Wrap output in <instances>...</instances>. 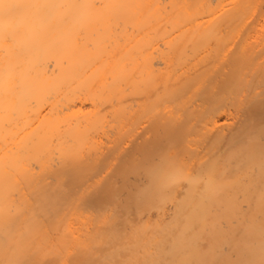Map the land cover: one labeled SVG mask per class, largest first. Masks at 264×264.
I'll return each mask as SVG.
<instances>
[{"label":"bare ground","instance_id":"1","mask_svg":"<svg viewBox=\"0 0 264 264\" xmlns=\"http://www.w3.org/2000/svg\"><path fill=\"white\" fill-rule=\"evenodd\" d=\"M0 264H264V0H0Z\"/></svg>","mask_w":264,"mask_h":264}]
</instances>
